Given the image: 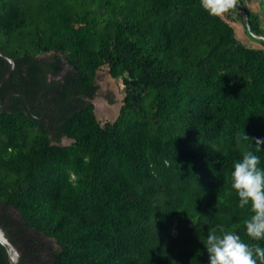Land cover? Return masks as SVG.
Segmentation results:
<instances>
[{
    "label": "trees",
    "instance_id": "1",
    "mask_svg": "<svg viewBox=\"0 0 264 264\" xmlns=\"http://www.w3.org/2000/svg\"><path fill=\"white\" fill-rule=\"evenodd\" d=\"M0 33L26 42L0 48V102L19 94L0 108V224L21 264H208L211 230L264 248L231 187L245 151L264 168V41L239 43L200 0H0ZM104 68L124 98L102 125Z\"/></svg>",
    "mask_w": 264,
    "mask_h": 264
},
{
    "label": "clouds",
    "instance_id": "2",
    "mask_svg": "<svg viewBox=\"0 0 264 264\" xmlns=\"http://www.w3.org/2000/svg\"><path fill=\"white\" fill-rule=\"evenodd\" d=\"M238 0H200L201 7L213 17H222L234 9ZM245 139L249 138L247 135ZM257 151L264 149V139L254 138ZM167 164V161H165ZM260 156L245 151L242 159L234 163L231 173L232 189L239 197L238 207L250 206L252 215L245 220L246 234L252 240H264V168ZM208 264H264V248L259 244L249 245L233 232L209 231L204 244Z\"/></svg>",
    "mask_w": 264,
    "mask_h": 264
},
{
    "label": "rangeland",
    "instance_id": "3",
    "mask_svg": "<svg viewBox=\"0 0 264 264\" xmlns=\"http://www.w3.org/2000/svg\"><path fill=\"white\" fill-rule=\"evenodd\" d=\"M241 4V0H238ZM222 18L229 23L230 26L234 29V35L237 41L243 44L246 47L252 48H262L259 42L256 41L252 36H250L243 27L244 16L242 13L237 11H229L228 13L224 14ZM229 18V19H228ZM257 20L263 24V17L258 18ZM20 34L14 33L11 36H5L0 33V48H3L6 53L13 52L19 48H23L26 45V42L21 39ZM50 55V53L44 54L42 56ZM94 84L97 86V92L94 99L91 101L93 105V110L95 117L98 119L100 124H105L106 122H110L116 117L118 113L119 106L123 103L124 98V87L119 79H113L109 72L108 68H104L96 72L94 77ZM101 102L106 107L113 108L118 107L116 115L111 119H106L105 117L101 116L98 112L97 102ZM71 141L62 138L59 145L60 146H69ZM237 144L240 145L241 141L238 140Z\"/></svg>",
    "mask_w": 264,
    "mask_h": 264
},
{
    "label": "water",
    "instance_id": "4",
    "mask_svg": "<svg viewBox=\"0 0 264 264\" xmlns=\"http://www.w3.org/2000/svg\"><path fill=\"white\" fill-rule=\"evenodd\" d=\"M235 8L240 10V7L238 5H236ZM243 25L247 29V32L249 33L250 36H252L254 39H256L258 41H264V35L254 34L251 31L249 23H248V20H247V18L245 16H244ZM0 58H2L3 60L8 62V68H7L4 76L2 77V79L0 81V87H1L3 85V83L14 72L15 61H14L13 58H11L9 55L4 53L2 50H0ZM14 95H19V94H11V95H9L7 97L6 102L4 104H2L0 102V108L1 109H6L9 106V98H10V96H14ZM121 108H122V105L119 106L118 113H117L116 117L111 121V123L115 122V120L117 119V117L120 114ZM68 140H70V139H68ZM70 141H71V143L73 142V140H70ZM0 245L6 250L8 256H9V259H10V264H21L22 263V254H21L20 250L14 244V242H13L11 236H10L9 230L4 228L1 224H0Z\"/></svg>",
    "mask_w": 264,
    "mask_h": 264
},
{
    "label": "crops",
    "instance_id": "5",
    "mask_svg": "<svg viewBox=\"0 0 264 264\" xmlns=\"http://www.w3.org/2000/svg\"><path fill=\"white\" fill-rule=\"evenodd\" d=\"M241 2L256 17H264V0H241Z\"/></svg>",
    "mask_w": 264,
    "mask_h": 264
},
{
    "label": "bare ground",
    "instance_id": "6",
    "mask_svg": "<svg viewBox=\"0 0 264 264\" xmlns=\"http://www.w3.org/2000/svg\"><path fill=\"white\" fill-rule=\"evenodd\" d=\"M97 106H98V112L101 116L105 117L106 119H111L112 117H114V115H116L117 109L118 107H113V108H109L106 107L104 104H102L101 102H97Z\"/></svg>",
    "mask_w": 264,
    "mask_h": 264
},
{
    "label": "flooded vegetation",
    "instance_id": "7",
    "mask_svg": "<svg viewBox=\"0 0 264 264\" xmlns=\"http://www.w3.org/2000/svg\"><path fill=\"white\" fill-rule=\"evenodd\" d=\"M240 4H241V3L238 1L237 5H238L239 7H240ZM234 9H236V8H234ZM236 11L242 13V12H241V7H240V10H239V9H236ZM242 14H243V13H242ZM243 23H244V21H243ZM243 27H244V25H243ZM244 28H245V27H244ZM245 31H246V29H245ZM246 32H247V31H246ZM6 99H7V97H6ZM6 99H5V102H6ZM0 101H1V99H0ZM61 140H62V139H61ZM21 254H22V253H21Z\"/></svg>",
    "mask_w": 264,
    "mask_h": 264
}]
</instances>
